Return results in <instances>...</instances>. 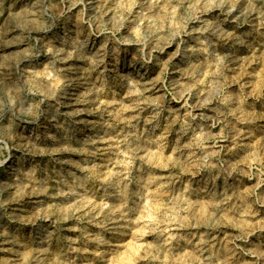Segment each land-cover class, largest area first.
Instances as JSON below:
<instances>
[{
	"label": "clouds",
	"instance_id": "clouds-1",
	"mask_svg": "<svg viewBox=\"0 0 264 264\" xmlns=\"http://www.w3.org/2000/svg\"><path fill=\"white\" fill-rule=\"evenodd\" d=\"M0 264H264V0H0Z\"/></svg>",
	"mask_w": 264,
	"mask_h": 264
}]
</instances>
